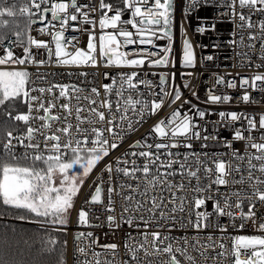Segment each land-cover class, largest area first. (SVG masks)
Returning <instances> with one entry per match:
<instances>
[{
    "label": "snow or ice",
    "instance_id": "obj_1",
    "mask_svg": "<svg viewBox=\"0 0 264 264\" xmlns=\"http://www.w3.org/2000/svg\"><path fill=\"white\" fill-rule=\"evenodd\" d=\"M121 2L124 7H117L114 15H108L107 12L111 11L112 5L100 0L99 28L116 30L100 35L101 58L106 59L107 66L139 69L147 62L149 67H168L173 50V0H154L147 15L142 11L141 5L147 4L148 0H121ZM209 2L210 0H186L182 7V16L186 17L190 10ZM215 6L226 8L235 27L240 30L239 40L234 39L229 43L235 48L247 49V51L236 53L241 58V65L244 66V61L247 60L249 62L247 66L252 67V54L257 41H260L259 59L264 61V19L256 22L252 20L253 14H264V0H217ZM237 6L241 11L237 12ZM126 10L130 11L131 18L122 22L121 18ZM96 11V7L91 3L81 5L78 0H25L19 7L15 0L11 5L6 4V0H0V29L7 28L10 22L16 29L13 33L15 39L0 33V46H4L5 49L4 54L0 55V66L31 64L39 68L53 63L56 66L77 68L95 66L97 64L95 34L91 31L88 33L89 39L85 50L76 46L77 36H67L66 33L70 30L80 31V28L73 26L72 22H78L81 25L89 24L94 28L96 21L90 18V13ZM49 13L51 18L45 23L46 14ZM18 17L26 21L23 27ZM237 19L239 23H235ZM120 23L131 25L135 33L123 27L118 28ZM36 24L43 25L38 31L41 34L50 35V42L28 35L32 26ZM253 28H257L258 32L249 31L246 43L243 33L246 29ZM214 29L215 25H212L211 30ZM208 30L204 26L197 28L201 34ZM181 32L185 35L181 67H194L196 58L192 43L187 39L182 24ZM26 35L27 40L23 39ZM236 35L237 33L233 31L232 36ZM134 36L137 39H133ZM158 40H167L168 43L161 47L156 43ZM133 44L151 46V49H157V51L143 48L134 53L137 58L129 59L127 53L119 49ZM215 46L219 47V45ZM13 47L22 48L23 56L15 55ZM33 49L36 50L35 53ZM37 57L40 58L37 59ZM152 57L158 58L152 59ZM213 60V55L201 58L202 62ZM172 66L175 67L174 62ZM255 67L257 69L264 67V63L256 64ZM48 75L54 77L56 73L37 72L36 79L33 80L26 69L0 68V106L9 102L10 109L15 110L16 102H20L26 104L28 108L26 114L18 113L14 117L11 111L8 112L10 119L23 122L27 125V129L25 133L15 137L8 132L7 141L0 146V203L18 210L16 219L29 220L37 224L39 230H43L46 235L41 236L42 252L48 254L56 252L55 246L58 240L51 234L66 229V217L73 207V198L77 196L80 187L96 165L109 155L110 150L118 148V141L123 139L127 132L135 131L136 126L148 116L157 114L165 106L167 98H170L169 107L179 101L181 108L184 104H189V109L183 115L179 108L173 110L167 119H160L154 125L152 132L143 141L138 140L130 145L132 149L144 150L125 152L116 158L114 165L108 163L98 177L99 185L95 187L94 194L83 202L78 212L77 227L100 226L91 224L89 215L94 205H101L109 213L106 222L110 229L124 224L136 229H139L142 224L144 229H148L154 224L157 230L151 232L145 230L137 236H133L131 232L127 233L125 255L130 257V261L119 259L116 244L102 245L105 252H96L94 248L98 238L94 239L92 232H79L76 235V251L74 252L77 264H182L177 254L183 257V264H208L210 260L212 264H225V262L264 264V236L227 237L228 240L233 241L229 248L224 243V235L220 237L208 235L203 238L207 241L206 243H201L200 236L192 237L190 242L186 235L183 237L171 235L173 229L186 230L188 227L197 231L213 227L219 229L221 233H226L228 225L220 224L219 218L228 217L232 227L235 228L232 209L240 208L243 212L245 200L249 207L248 211L243 213L239 227L243 228L249 220L255 224L256 204L257 202L264 204V142H256L255 137H245L243 133L264 130V113L258 114V120L257 114L218 113L222 127H227L229 121L233 123L232 141L244 140L256 151L255 153L246 152L243 155L235 151L232 153L237 161L247 160L246 169L242 168L240 163L233 165L231 162L225 163L218 158L212 161L213 169L207 166V161L210 157H219V153L172 152V149L178 147L191 149L192 140L207 141L210 138H217L210 135L201 136L200 126L194 118L204 120L206 111L201 110L189 100H182L180 87H174L175 73H151L153 76H159L158 83L147 79L149 73H143V78L137 71L118 73L117 76L112 77L111 83L103 85V99L95 86L88 89L74 83L48 84L46 78ZM67 75L83 77L81 85L92 83L87 80L89 75L87 72H68ZM104 75L105 79H108V74ZM169 75L173 81L171 85ZM214 75H216L217 85L233 89L237 87L234 78L226 82L223 76ZM228 75L231 74L228 73ZM38 83L48 86L37 87ZM141 85L146 91L141 90ZM184 87L188 88L189 84L185 83ZM239 87L243 90L240 101L257 103L248 90L264 93V72L240 77ZM157 88L159 91H156ZM54 90H58V95ZM32 92H39L40 95L34 96ZM45 93L49 94L47 106L44 100ZM192 94L196 96L195 92ZM149 96L151 99L147 98ZM196 98L199 99L198 96ZM60 99L66 101L60 105L64 115H53L52 109ZM231 100L230 95L209 92L205 103L221 104ZM82 101L86 103H81ZM41 110H43V116H33V111L38 113ZM34 119L45 122L40 128H33L30 121ZM53 122H61L63 126L53 131ZM237 122L246 123L236 127ZM204 131H207L206 127ZM40 137L43 139L41 140ZM164 138H167L169 142H163ZM14 140L16 143H13ZM150 140L152 142H149ZM232 141L226 139V147L231 148ZM42 144L43 147H41ZM18 146L24 149L23 153L17 154L15 149ZM204 147L206 144H201V148ZM162 156L166 159H162ZM129 157L133 159L129 160ZM137 157L143 158V165L137 164L135 159ZM20 161H27V164L21 165ZM173 165H178V168L173 169ZM201 168H203L204 176L210 179L207 185L201 183L199 175ZM244 171H247V177L243 175ZM105 172L108 174L107 180L103 179ZM234 172L240 174V178L237 180L233 177L229 180L227 177H231ZM137 173L142 175L138 176ZM213 174L215 179H211ZM114 175L117 181L115 186L113 185ZM121 175L128 180L136 181L135 185L121 180ZM177 175L181 178L179 182L170 179ZM193 179L196 180L195 185L192 184ZM185 181H187V187L194 193L191 201L188 200L185 191ZM104 184L108 185L107 205L102 201ZM213 184L218 186L247 184L249 190L233 191L230 194L222 193L221 201L207 194ZM113 195L119 196L123 201L119 220L112 214L115 212ZM233 196L237 197L235 204L231 203ZM207 200L213 201L212 211L209 212L206 208L203 211H197L204 208ZM85 207L88 208L87 211L84 210ZM213 217H215L214 221L211 219ZM95 219L98 220L99 217ZM57 225L62 228H57ZM259 231L264 232V224L259 226ZM217 249L219 251H216ZM89 251H91V259L88 258ZM192 253H198L201 259L198 261ZM60 255L62 257L63 253L61 252ZM104 255L110 256L111 259H101ZM242 256L246 258L241 259ZM81 257L84 258L81 259ZM58 264H63V261H58Z\"/></svg>",
    "mask_w": 264,
    "mask_h": 264
},
{
    "label": "built area",
    "instance_id": "obj_2",
    "mask_svg": "<svg viewBox=\"0 0 264 264\" xmlns=\"http://www.w3.org/2000/svg\"><path fill=\"white\" fill-rule=\"evenodd\" d=\"M14 2V0H6V4L11 5ZM25 0H15V3L17 4V7L22 6ZM79 4L81 5H87L91 3L92 6L96 7L97 11L90 13V18L96 21V25L93 28L92 25L89 24H79L78 22H72V25L75 27L80 28L79 32H73L68 31L66 33L67 36H77L78 42L76 43V46L80 49H87V42L89 39V32H93L95 34L96 40V58H97V64L95 66H84V67H68V66H56L53 64H46L44 66H40L39 68L35 65L26 64V65H11V66H0V68L4 69H21V70H27L31 74V78L33 80L36 79L37 72L40 73H56V75L53 77L52 75H48L47 81L48 84L52 83H74L79 86L85 87L90 89L91 87L95 86L98 88V90L101 93V99H103L104 93H103V85L107 83H111V79L113 76H117L118 73H130L132 71H137L140 73L141 78H143V73H149L147 79L152 80L154 83H158L159 76H153L151 73H175V81H174V87L179 86L180 90L182 92V100H189L192 104L197 105L201 110L206 111V116L204 120H200L198 117H195V122L200 126L199 130L201 131V136L204 135H210V136H216V139H208L207 141L201 140H192V148L187 149L184 147H178L172 149V152H180V153H193V152H207V153H219V157H210L207 161V166L214 169V164L212 163L215 159L223 160L225 163L231 162L233 165H236L238 163L241 164L242 168H247V160L240 162L234 159L232 153L238 152L239 154L243 155L244 153H255V149L251 148L250 144H248L246 141H232V128L233 123L229 121L227 123V127H222L220 123V117L218 115L219 112H237V113H247V114H257V120H258V114L264 113V93L260 91H253L252 89H249V93L251 97L257 101V103H244L240 101V97L243 95V90L239 87L240 77L242 76H250L255 72H264V67H261L257 69L255 67L256 64L264 63V61H261L259 59L260 54V41L256 42V47L253 50L252 54V60L251 64L252 67H248V61H244V66L241 65V58L236 55L238 51H247V49H241V48H235L232 44L229 43L231 40H239L240 37V30L235 27V24L232 22V18L227 14L226 8H218L216 7L217 0H210L207 4H201L200 6L196 7L195 9H192L189 11V13L185 16H182V7L186 3V0H173V50L172 54L170 56V64L168 67H149L148 63L146 62L145 65L142 68H134V67H115V66H107L106 59H102L100 56V46H99V37L100 35L106 33V32H115L116 30L107 28L104 30H101L99 28L98 21L101 17V10L99 9L100 0H78ZM105 3H109L112 5L111 11H108V15H114L117 7L123 8V3L121 0H104ZM154 3V0H148L147 4L141 5L142 11L147 15L148 9L151 7V5ZM237 12L241 11L239 7L237 6ZM107 11V10H105ZM245 14H247V9L244 10ZM19 18V17H18ZM50 13L46 14V21L47 19H50ZM131 18L130 11H125L124 15L122 16L121 20L127 21ZM5 19H8V17H5ZM264 19V14L262 13H255L252 16L253 22L259 21ZM25 22V21H24ZM235 23H239L238 19ZM181 24L183 25L184 32L186 33L187 39H189L192 43L194 55L196 58V63L194 67H187L183 68L181 67V61H182V45L183 40L185 38V35L181 32ZM212 25H215V29H212ZM200 26H204L205 28L209 29L208 31H205L203 34L199 33L197 31V28ZM43 27L41 24L33 25L31 30L29 31L28 35H30L32 38L42 40L44 42H50L51 36L47 34H41L38 29ZM126 28L129 31H133L135 33V29L132 28L131 25L120 23L118 24V28ZM235 31L237 35L235 37L232 36V32ZM258 32L257 28H253L251 30H245L243 35L245 37V42L247 43V36L248 32ZM10 39H15L13 33H9L7 35ZM23 39L27 40V35L23 37ZM118 39H123L122 37H118ZM133 39H137L135 36ZM158 46H165L167 45V40H158L156 41ZM7 44V40L5 41V45ZM215 45H219V47H216ZM54 47V45H53ZM143 48H149L151 51H157V49H151V46L146 45H139V44H133V45H127L123 48L119 49L120 51H123L127 53L128 58H137L135 56V52L143 49ZM4 46H0V55L4 54ZM14 54L17 56H23V49L20 47H13ZM35 49H33V52L35 53ZM43 52V50H40ZM163 55V53H161ZM207 55H213L214 60L213 61H201L202 57H206ZM40 57H37L39 59ZM46 59V55L44 57ZM158 57H152V59H156ZM54 59V58H53ZM172 62L175 63V67L172 66ZM87 72L89 73L87 80L91 81L92 83L89 84H83L81 85V80H83V77H78L76 75L68 76V72L72 73H79V72ZM92 73H96L97 75L93 76ZM105 73L108 74V79H105ZM181 73H185V75H181ZM190 73V75H189ZM230 73L231 75H228ZM218 74L220 76H223L225 81L235 79L237 87L235 89L228 88L226 86L217 85L216 83V75ZM239 74V75H237ZM188 83L189 87L185 88L184 84ZM169 84H173L172 77L169 75ZM46 84H37V87H47ZM142 91H146L144 86H140ZM55 94L58 95V90H54ZM156 91H159L157 88ZM193 92L196 93V96H193ZM211 92L212 94L217 95H223L227 94L232 97V100L228 103H221V104H209L205 103L207 100V94ZM34 96H39V92H32L31 93ZM199 97L197 99L196 97ZM115 97H113L114 99ZM148 99H151V97H147ZM49 99V94H44V100L45 105L47 106V100ZM66 101L64 99H60L56 102V106L52 109V114L56 115L59 114L61 116L64 115L63 110L60 108V105L65 103ZM75 103V101H73ZM81 103H86L82 101ZM170 98H167L165 106L154 116H148L143 122L138 124L136 126L135 131L127 132L123 139L118 141V148L115 150H110L109 155L105 157L102 161H100L96 167L92 170V172L89 174L88 178L82 185L76 203L75 207L77 208L72 212V217L70 218L69 223L66 226L67 231V245H68V257H67V264H77L76 257L74 255V252L76 251V235L79 232H92L93 238H98V243L95 246L94 250L96 252L103 253L105 250L101 247L102 245L106 244H116L118 246V256L121 261L129 260L130 257L125 255V240L127 239V233L131 232L133 236H137L138 233L143 232L145 230L151 232L156 229V225H150L148 229H144L143 225L141 224V227L139 229H136L135 227L130 228L128 225L124 224L120 227L109 228L106 218L109 213L105 211V209L101 205H94L92 207V211L89 215L90 223L93 225H100L98 227H88V226H80L77 227L78 224V212L81 210V206L83 202L89 198L92 194H94L95 187L99 185L98 177L101 176V173L104 169V167L108 163H112L114 165V162L117 157L122 156L125 152H131V151H140L144 149H132L130 148V145L135 143L136 141L140 140L143 141V139L152 132V129L156 123L160 119H167L171 112L177 108H179L181 115L186 112L190 105L184 104L183 107H180L181 102H177L174 105H171L169 107ZM115 111V106L113 108ZM28 112V108L26 105V111L24 114ZM211 112L212 114L209 115L208 113ZM33 116H43V110L40 112L33 111ZM191 114V113H190ZM119 115V113H117ZM206 121L208 123H206ZM45 121H41L40 119H34L30 121V124L33 128H40L41 124ZM74 122V118H73ZM241 123L246 122H237L236 127H240ZM61 122H53L52 124V130L54 131L58 127H62ZM206 127L207 131H204V128ZM27 129V125L24 126V128L20 129H14L10 132L13 134V136H17L19 134L25 133ZM51 134V133H49ZM245 137H255L256 142H264V130L260 131H253V132H247L245 131L243 133ZM153 137H155V134L153 133ZM8 139V136L6 135L5 138L0 139V146L4 142H6ZM42 140L43 138L40 137ZM232 141L231 148L226 147L225 140ZM111 142V141H110ZM149 142H152L151 140ZM159 142V141H158ZM163 142H169L167 141V138H164ZM13 143H16L14 140ZM201 144H206V147L201 148ZM43 147V144L41 145ZM17 154L23 153L24 149L22 147H17L15 149ZM162 152L165 150H161ZM162 159H166L165 157H161ZM182 158V157H181ZM133 158L129 157V160ZM137 164L143 165L144 160L143 158H135ZM253 163H257L256 161H253ZM178 168V165H173V169ZM154 171V169H153ZM161 171H165L164 169H161ZM138 176H141V173H137ZM201 176V183L203 185H207L210 183V179L206 178L204 176L203 168H201V172L199 173ZM243 175L247 177V171L243 172ZM108 174L105 172L103 173V179L107 180ZM239 179L240 174L233 173L231 177H227L229 180L232 178ZM121 180H124L126 183H132L135 185L136 181L134 180H128L127 178H124L122 175L120 177ZM173 179L174 182L180 181V176L177 175ZM211 179H215V174L212 175ZM117 183L115 179V175L113 177V185L115 186ZM186 188L185 191L188 195V200L191 201L194 193L191 191L190 188L187 187V181H185ZM192 184H196V180H192ZM107 184L103 185L104 191L102 192V201L105 205L108 203L107 199ZM218 189V192H217ZM240 190H249V186L247 184L241 185V184H228V185H212V188L208 195H213L216 199L223 200V197L220 194H230L233 191H240ZM126 191V190H125ZM165 195H168L165 193ZM139 198V197H137ZM237 197L233 196L231 197V203L235 204ZM113 200L115 201V212L114 214L117 219L119 220V216L122 211V204L123 201L119 196L113 195ZM78 202V205H77ZM249 204L247 200L243 203V212L240 210V208H233L234 213V219L236 227H232L231 223L229 222L228 217H220L219 222L222 225H228V229L226 233H221L219 229L208 227L204 228L202 231H197L196 229L192 227H188L186 230L180 229L176 230L173 229L171 232L172 236L175 237H183L188 236L189 241L192 242V237L194 236H200L201 243H206L207 241L203 238L207 237L208 235H212L213 237H220L221 235L225 236L224 243L227 247L231 248V245L233 241L228 240L227 237H235L237 235H260L264 236V232L259 231V226L261 224H264V204H261L257 202L256 207L254 209L256 213V222L255 224L249 220L245 223V226L243 228H240L239 225L241 223V217L243 216L244 212L248 211ZM207 209V211L211 212L213 209V201L207 200L204 208L198 209L197 211H203ZM84 210H88L87 207H85ZM95 217H99V219H95ZM195 219V217H193ZM213 221L215 220V217L211 218ZM57 228H62V226L57 225ZM151 239V237H149ZM191 251V250H190ZM216 251H219L217 249ZM194 256L197 257V260L199 261L201 258L199 257L198 253H192ZM143 255V253H141ZM178 259H181L183 264V257H180L179 254ZM214 255V253H213ZM84 257H81L83 259ZM88 258L91 259V251L88 253ZM246 257L242 256L241 259H245ZM101 259H111L110 256L104 255L101 256ZM234 261V257L232 258ZM208 264H212L211 260L208 262ZM225 264H230V262H225Z\"/></svg>",
    "mask_w": 264,
    "mask_h": 264
},
{
    "label": "trees",
    "instance_id": "obj_3",
    "mask_svg": "<svg viewBox=\"0 0 264 264\" xmlns=\"http://www.w3.org/2000/svg\"><path fill=\"white\" fill-rule=\"evenodd\" d=\"M20 20L24 24L25 20L21 18ZM15 30L13 23L10 22L7 28L0 29V33L8 35L14 33ZM9 111L13 117L18 113H25L26 104L16 102L15 110L10 109L9 102L0 106V139L5 138L11 130L25 126L23 122L10 119ZM20 164H27V161H20ZM17 212L18 210L0 203V264H58L61 260L63 264H67V231L63 229L51 234L58 240L55 246L56 252L52 254L42 252L41 236L46 234L38 229L37 224L29 220L16 219Z\"/></svg>",
    "mask_w": 264,
    "mask_h": 264
},
{
    "label": "rangeland",
    "instance_id": "obj_4",
    "mask_svg": "<svg viewBox=\"0 0 264 264\" xmlns=\"http://www.w3.org/2000/svg\"><path fill=\"white\" fill-rule=\"evenodd\" d=\"M18 19V21H19V23H20V25H21V27H23V25L25 24V22H24V24H23V21H21L20 20V18H17ZM16 70H21V69H16ZM77 169H78V166H77ZM88 178V177H87ZM86 178V179H87ZM86 179H85V181H86ZM84 181V182H85ZM57 183H58V180H57ZM84 184V183H83ZM82 187V186H81ZM81 187H80V189H81ZM80 191V190H79ZM78 194H79V192L77 193V196L76 197H74L73 198V207L68 211V213H67V224L69 223V221H70V218L72 217V212H73V208H74V205H75V203H76V200H77V197H78ZM60 226V225H59ZM252 236H260V235H252Z\"/></svg>",
    "mask_w": 264,
    "mask_h": 264
},
{
    "label": "bare ground",
    "instance_id": "obj_5",
    "mask_svg": "<svg viewBox=\"0 0 264 264\" xmlns=\"http://www.w3.org/2000/svg\"><path fill=\"white\" fill-rule=\"evenodd\" d=\"M77 205H78V202H77ZM76 208H77V206H76V207L74 206V210H75Z\"/></svg>",
    "mask_w": 264,
    "mask_h": 264
}]
</instances>
